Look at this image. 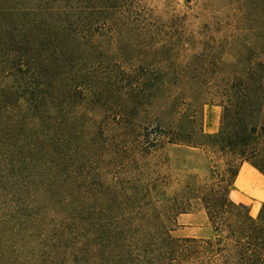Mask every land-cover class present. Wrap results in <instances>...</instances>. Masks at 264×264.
<instances>
[{"label":"trees","instance_id":"16d2710c","mask_svg":"<svg viewBox=\"0 0 264 264\" xmlns=\"http://www.w3.org/2000/svg\"><path fill=\"white\" fill-rule=\"evenodd\" d=\"M139 2L0 0V80L11 82L0 93V264H264V200L252 216L229 197L243 163L264 176V97H225L221 127L211 135L201 121L184 135L157 116L154 126L143 124L142 115L134 151L100 140L84 149L96 152L88 163H72L82 146L59 108L70 102L53 95L65 42L135 31ZM141 74L137 86L162 88ZM123 124L133 137L134 123L121 117ZM167 145L201 150L209 164L201 181L184 180L170 195L169 165L152 162ZM193 202L211 237H173V214Z\"/></svg>","mask_w":264,"mask_h":264},{"label":"rangeland","instance_id":"374dc122","mask_svg":"<svg viewBox=\"0 0 264 264\" xmlns=\"http://www.w3.org/2000/svg\"><path fill=\"white\" fill-rule=\"evenodd\" d=\"M136 10L141 18L135 31L70 37L65 42L68 53L57 63L53 95L70 102L69 108L62 102L59 108L71 117V124L64 126L77 133L73 143L82 146L72 159L77 168L96 153L85 156L84 152L89 149L90 153L95 141L130 145L134 151L142 132L138 120L142 115L147 117L143 124L154 126L150 118L157 116L162 127L185 135L191 128L197 130L203 115L209 120V107L218 105V132L223 115L218 103L225 97H264V0H140ZM142 55L146 63L137 66L134 62ZM141 71L150 75L145 84L158 78L162 88L153 93L137 86L142 82ZM2 83L0 93L11 84ZM121 117L134 123L133 137L126 136L130 125L123 124V129L119 125ZM157 157L153 163L164 161L170 167L168 195L184 180L201 181L208 173V157L201 150L167 145ZM75 173L79 176L77 169ZM259 178L251 168L242 167L229 195L232 201L247 205L252 216L257 215L264 197L250 195L245 183L263 189ZM204 213L201 204L193 202L186 212L173 214L171 235L194 233L191 228L197 226L181 224L179 215L195 214L205 220L200 226L204 231L196 238L211 237Z\"/></svg>","mask_w":264,"mask_h":264},{"label":"crops","instance_id":"0c3cea01","mask_svg":"<svg viewBox=\"0 0 264 264\" xmlns=\"http://www.w3.org/2000/svg\"><path fill=\"white\" fill-rule=\"evenodd\" d=\"M220 110V106L218 105H211L207 111V116L209 118V120H205V115H203V120H202V131L207 134V135H211L214 134L217 129H218V113ZM244 166H247L248 168H251L252 170H254L257 174V177L262 181L263 183V189H260L259 187H257L258 185L256 184V186H254L253 182H246L245 185H247V191H249L250 195H256L258 196L260 193L262 195V197H264V176L261 175L255 168H253L251 165H249L248 163H243L238 171V174L235 178V182L236 183V179L239 175L240 169ZM205 214V213H204ZM179 219L182 220L181 224L184 225H188V226H197V228H191V232L194 233H188V235H185L186 237H199L201 236V233L204 231V228L200 227L203 226V224L205 223L204 218H202V216H196L195 214H180L179 215Z\"/></svg>","mask_w":264,"mask_h":264}]
</instances>
